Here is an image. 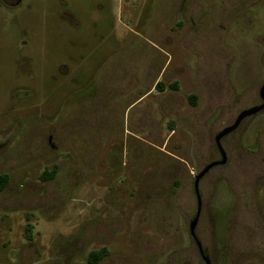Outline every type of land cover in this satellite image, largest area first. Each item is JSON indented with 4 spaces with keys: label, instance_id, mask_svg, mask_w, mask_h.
Here are the masks:
<instances>
[{
    "label": "rangeland",
    "instance_id": "obj_1",
    "mask_svg": "<svg viewBox=\"0 0 264 264\" xmlns=\"http://www.w3.org/2000/svg\"><path fill=\"white\" fill-rule=\"evenodd\" d=\"M21 4L0 5V264H79L103 246L101 264H203L194 177L220 160L215 135L260 104L264 0ZM221 147L195 235L210 264H264V111Z\"/></svg>",
    "mask_w": 264,
    "mask_h": 264
},
{
    "label": "water",
    "instance_id": "obj_2",
    "mask_svg": "<svg viewBox=\"0 0 264 264\" xmlns=\"http://www.w3.org/2000/svg\"><path fill=\"white\" fill-rule=\"evenodd\" d=\"M258 97L260 99L259 105L241 111L236 116L235 120L233 121V123L230 126L222 129L220 132H218L215 135L213 141H214V145H215V147L219 153L220 160L209 163L194 177L193 191H194V196H195V200H196V210H195V213H194L192 220L189 222L188 232H189L190 237L192 238V240L194 241V243L196 245L197 251L199 253V256H200L203 264H210V261H209L208 257L205 255V252H204L200 242L198 241V239L195 235V229H196V226L198 223L200 210H201V196H200L199 188H198L199 182L211 169H213L217 166L225 165L226 156H225V153L221 147V140L224 137H226L227 135H229L230 133H232L233 131H235L245 119L258 114L261 111H264V82L258 90Z\"/></svg>",
    "mask_w": 264,
    "mask_h": 264
},
{
    "label": "flooded vegetation",
    "instance_id": "obj_3",
    "mask_svg": "<svg viewBox=\"0 0 264 264\" xmlns=\"http://www.w3.org/2000/svg\"><path fill=\"white\" fill-rule=\"evenodd\" d=\"M22 0H0V5L3 7L4 10H6L7 12L12 10V9H17L19 8L22 4ZM59 19L61 21H63L64 23L68 24V25H73V26H76V24L74 23V19L72 18L71 15H69L68 13L66 12H61L60 13V17ZM43 39V38H41ZM42 41V40H41ZM84 58L82 57V55L80 56V60H83ZM68 60H71L70 57L68 58ZM42 66V62L40 64ZM69 68L67 66H65L64 64L63 65H58L57 67V73L62 76L63 80L65 79V83H67V81H70V78H69ZM67 79V80H66ZM52 81H55V77L53 76L52 77ZM42 87V86H41ZM16 97L17 98H34L35 95L34 93L32 92H29V91H20L19 93L16 94ZM0 176H7L8 178V183L7 185L0 189V194L4 193L5 190L9 189V188H12L11 187V177H12V173L11 171H7V170H0ZM30 217V216H29ZM25 221H28L27 219V215L25 216ZM25 239H26V236H25ZM26 241H28L26 239ZM31 241V240H30ZM73 244H71L68 248V254L69 256L73 257L74 259L78 258L79 255H77V253L75 252L74 253V250H73V247H72ZM5 247V246H4ZM102 249H106L107 252H108V255H109V251L106 247H100V248H97V249H90L87 251L86 255L84 258L80 259L79 260V264H88L87 261H88V258L90 256H93V259L97 258L95 254H97L99 251H101ZM108 255H106L105 257L101 258L96 264H101L107 257ZM16 260V259H15Z\"/></svg>",
    "mask_w": 264,
    "mask_h": 264
},
{
    "label": "trees",
    "instance_id": "obj_4",
    "mask_svg": "<svg viewBox=\"0 0 264 264\" xmlns=\"http://www.w3.org/2000/svg\"><path fill=\"white\" fill-rule=\"evenodd\" d=\"M168 89L172 90V91H177L178 90V84L176 82H172L170 84H168ZM155 90L159 91V92H163L165 90L164 85L162 82L158 81L155 84ZM195 100L196 97L194 95H190L188 97V101L190 103V105L194 106L195 105ZM57 172V168L54 167L52 170L50 171H45L41 177L40 180L41 181H48V180H52ZM8 183V178L7 176H0V189L4 188ZM27 219L29 220V216H27ZM24 231H25V236L26 239L28 241L31 240L32 238V225L30 223H26L25 227H24ZM97 258L93 259V256H90L88 258L87 263L88 264H96L101 258L105 257L106 255H108V252L106 249H102L101 251H99L97 254H95Z\"/></svg>",
    "mask_w": 264,
    "mask_h": 264
},
{
    "label": "crops",
    "instance_id": "obj_5",
    "mask_svg": "<svg viewBox=\"0 0 264 264\" xmlns=\"http://www.w3.org/2000/svg\"><path fill=\"white\" fill-rule=\"evenodd\" d=\"M153 88H154V90H155V84H154Z\"/></svg>",
    "mask_w": 264,
    "mask_h": 264
},
{
    "label": "built area",
    "instance_id": "obj_6",
    "mask_svg": "<svg viewBox=\"0 0 264 264\" xmlns=\"http://www.w3.org/2000/svg\"><path fill=\"white\" fill-rule=\"evenodd\" d=\"M192 175H194L193 173H191Z\"/></svg>",
    "mask_w": 264,
    "mask_h": 264
}]
</instances>
